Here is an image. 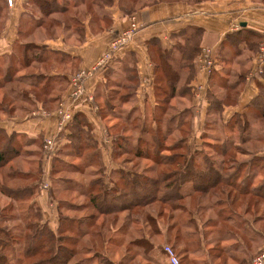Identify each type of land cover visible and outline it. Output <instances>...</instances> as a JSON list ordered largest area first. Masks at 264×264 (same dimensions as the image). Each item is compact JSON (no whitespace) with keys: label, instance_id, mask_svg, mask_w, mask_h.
Wrapping results in <instances>:
<instances>
[{"label":"rangeland","instance_id":"374dc122","mask_svg":"<svg viewBox=\"0 0 264 264\" xmlns=\"http://www.w3.org/2000/svg\"><path fill=\"white\" fill-rule=\"evenodd\" d=\"M80 1L56 0L57 7L59 5L66 6L65 13H52L46 16L42 15L33 6V0L27 2L26 13L28 18L30 17L29 19L34 21L41 19V23L43 21L44 24L39 28H34L27 24L25 19L21 21V26L18 29V43L14 49L16 58L18 60L21 59L22 50L18 48L26 46L27 43L31 47H37L41 46L40 43L46 38L54 39L61 33H63L64 37L72 32L78 34L82 31V22L86 20L85 18L88 14L91 15V19L96 18L97 11L102 9L101 6L103 4L110 5L113 2V0H109L108 4L106 0H83V5L80 9L71 8L74 3ZM154 2L155 0H147L143 2V5ZM137 3L138 0H126L124 4L126 10L129 9V12H134V7L138 8ZM130 16L131 18L134 17L133 14ZM56 21L60 25L55 27L54 23L58 24ZM261 45H264V42L260 43L259 46ZM259 46L254 61L257 66V72L262 73L264 66L259 68L260 62L257 60ZM47 53H50V51L45 50L42 54V59L46 58ZM200 53L201 51L197 57ZM54 58L56 57L51 56L50 60L42 64L33 62L28 68L16 63V68L20 69L12 73L14 76L12 78L26 83L12 82L6 88L0 90V107L3 106L2 103H5V106L15 105L17 111L14 116L22 114L19 111L20 108L25 111L37 109L38 104L43 102V99L57 96L60 93L61 87L65 84V82H61V77L63 79L64 74L70 73L69 82L71 85V79L77 73L85 71L83 69L75 71L70 68V59L68 60L69 62H61L60 58ZM249 71L244 69L235 74L234 77L227 80L228 84L234 79L237 80L247 76ZM3 72L0 75H3ZM28 82H33L36 86L30 87ZM47 85H49L48 89L51 92L49 96L43 95V88L47 87ZM240 89L236 88L231 91L227 89L219 98H222L225 104L232 103ZM200 90L201 88L197 87L196 95L206 99L205 88L201 92ZM11 91H15V93H11ZM211 91L213 93L218 91V89L212 88ZM121 93H124V91H121ZM13 96L18 98L16 99ZM24 100L27 103L30 100H35V102L27 104ZM216 100L218 98L214 99L215 102ZM208 103L210 105V102ZM113 104H116V107H120L116 102H113ZM131 106L132 104L121 106L122 112H119L121 116L115 115L111 118V110L104 104L98 105L100 107L101 122L106 127L104 128L106 135H103L100 139L105 138L109 141L112 152L104 149L103 144L95 147L90 142V149H87V151L82 149L79 157H76L74 152L71 155L70 152L66 153L70 156L74 155L73 157L66 156V154L58 155L62 146L58 142L57 136L55 138L43 137L41 139L38 136L34 140L33 146L24 148L19 158L0 170V187L2 186L7 193L11 191H8V189L29 186L34 188L31 196L25 199L22 198V194L19 195L20 197L8 198L0 191V243L2 244L0 246V255H5L7 260L13 257L11 264H35L39 259H43L46 256L43 254H41L43 256H40L39 254V256L25 258L24 252L27 251V247L32 243H34L36 248V250L32 248V252L41 251L43 239L39 240L40 233L41 237H45L46 229L62 239L60 244H62V250L64 251L61 252V257L64 260V264H120L121 261H125V257L131 255L135 257L131 264H169L163 253L164 247H170L174 251L180 264H250L255 258L264 254V198H255L251 193L242 194L246 185L251 189H255L264 181V171L256 167L247 168V163L245 162L249 160L250 156L248 157V154L250 151L252 153L259 152L262 148V143H254V147L249 144H240L239 135L241 134V129L239 126H235V130L228 131L225 127V123L228 120L224 122L218 117V114L208 116L204 123V131L206 129L205 132L212 136L209 138L200 136V138L199 132L203 123L197 119L193 120L191 111L187 112V114L192 117L186 119L184 115V119H181V121L186 122L183 126V133H180V130L175 128L180 121L179 118L178 122L173 124V128H171L167 137H164L161 132L156 131L158 124L154 115L150 117V114L144 113L142 121V119L137 118L139 117L138 114L132 115L130 113V111L135 112L137 108H132L133 110L131 109L128 112ZM58 107L56 104L52 108L47 107V109L57 110ZM166 107L170 109L166 117H163L164 124L160 125V127L167 133L168 130L165 124L168 116L179 115L180 112L178 110L181 105L177 102L174 105L168 102ZM8 115L4 111L0 112V124L6 121L7 117L13 118ZM248 119L250 124L253 122L257 127H263L264 130V119L259 122L255 121L256 123L251 118ZM196 121L197 130L195 128ZM248 128L252 129L251 126ZM186 135L187 140H184V142L186 143L187 141V143L182 147L173 149L172 147L178 139ZM139 136L145 138L146 143L153 142L154 139V142L156 140L162 141L167 150L159 152L157 156L166 157L172 154H179L175 163L173 165L156 164L154 159L156 156L153 155L154 147L149 152L152 155L150 158H146V156L142 158L135 157L130 151L126 153V149L136 144ZM46 139H54L56 142L51 152H47L44 149ZM224 140L232 141L233 145L230 149L227 148V145H222ZM83 141L81 140L80 143H83ZM143 146L148 147V145L144 144ZM106 157L107 159H112V163L115 165L112 167L103 166L104 162L102 161ZM191 158L193 161L189 163L188 161H191ZM89 159L91 164H88ZM58 161H62L65 164L59 165ZM210 163L215 166L213 169H218V175L224 182H220L212 189L203 192L195 191L191 194V197L179 200L182 194L195 188L192 184L188 187L186 182L193 179L188 177L187 172H184L187 169V164L190 172L198 178L199 175L207 173ZM261 166L264 167V162ZM231 167L233 170L230 169ZM252 170H254L253 176L259 178L255 181L253 180L254 182L250 184L252 181L248 182L247 176L252 173ZM16 171L22 173V176L18 174L19 176L15 179L11 176L10 178L6 177L7 173H16ZM118 172H122L123 176H127L126 174L130 176L124 179L129 184L133 180V176H139L145 181L154 182L157 178L169 173L165 184L160 183L158 185L160 190L157 191L156 195H158L157 198L161 196L168 198L169 196L171 205L153 203L146 208H135L130 212L116 210L108 216L100 215L90 199L94 193H101L103 189H106L108 193L114 191L115 196L120 194V192H124L125 195L122 196L120 202H132L131 200L134 198L140 199L143 195L149 198L154 194L155 185L144 182V184L148 185L146 187L147 191L144 190L145 186L143 184L140 187L137 186L135 196H132V190L122 186L124 181L119 180ZM183 179L186 180V183H182ZM233 179L239 182H236V188H232L226 183L227 180ZM201 181L205 182L207 180L202 178ZM194 182L199 186L195 179L192 183ZM167 183H172V185L176 183L181 188L178 189L177 186L174 189L173 187L165 188L164 186ZM94 184H97L98 187L92 191L91 186ZM46 185L48 188L46 187L45 189ZM100 187L102 190H100ZM239 189L243 191H239ZM42 190L45 192H42ZM88 191H92V193H87ZM174 195L176 196L174 197ZM11 196H14V194L12 193ZM39 196H41V204L39 199H37ZM107 201L99 200L98 203L103 206L107 205L108 208L117 206L112 204L116 202H113L111 197H108ZM91 216L95 222V226L91 228V231H97L100 226H106L105 229L99 230L103 236L101 238L103 243H98L96 246L89 243L90 237L78 238L76 236L78 233L76 229H82L83 226V224L80 225V222L85 219L86 221L91 219ZM151 217H155V222L160 230L159 234H153L154 218L150 221ZM62 221L64 222L63 224ZM122 225H125L124 229H120ZM36 230L39 231L37 241L31 239ZM141 239L146 241V244L142 243L144 245L151 243L153 249L151 251L150 248L144 250L146 247L143 249L132 243ZM55 244L58 243L54 242ZM0 264H8V262L1 260ZM121 264L125 263L122 262Z\"/></svg>","mask_w":264,"mask_h":264},{"label":"crops","instance_id":"0c3cea01","mask_svg":"<svg viewBox=\"0 0 264 264\" xmlns=\"http://www.w3.org/2000/svg\"><path fill=\"white\" fill-rule=\"evenodd\" d=\"M146 1L138 0V8L134 7V12H129L124 4L126 0H113L110 5L101 6L102 11H97L96 18L91 19L88 14L78 34L72 32L64 37L61 33L40 43L47 50L63 55L61 62H69L70 59V68L75 71L83 69L90 72L83 82L84 94L72 98V86L66 82L57 105L64 104L72 114L86 120L87 125H82L80 129L90 137L91 144L95 147L103 144L104 149L112 152L109 141L100 139L106 135V127L101 122L99 104L113 105L111 118L121 116V106L132 104L128 112L137 108L130 113L138 114L137 118L143 121L144 113L150 114V117L156 115L160 100L165 97L161 89L169 86L175 87L169 102L181 105L179 115L189 118L192 116H188L187 112L191 111L193 120L202 121L199 137L206 131L204 123L208 116L218 114L226 122L234 116L254 121L260 112L264 114V70L258 73L254 61L258 46L264 42V0H155L152 4L143 5ZM27 2L14 0L9 8L4 0H0V67L5 66L6 57L13 52L22 15L27 14ZM82 5V2H76L71 8L77 10ZM131 14L134 17L131 18ZM133 18L139 29L131 41L114 55L109 64L93 71L97 61L108 51L111 41L129 28ZM202 49L211 50L214 59V68L208 74L200 72L196 65V57ZM244 69L250 70L247 76L228 84V79ZM64 75L70 81V73ZM197 87H201L200 92L205 88L206 99L196 95ZM113 88L121 91L123 88L131 89L128 100L121 103L117 96L110 98L109 91ZM212 88L218 91L212 93ZM229 88L241 89L232 103L225 104L219 97ZM217 98V106L212 113L209 111L210 101ZM20 113V116L13 113V118L7 117L0 124V129L8 135H22L24 148L33 146L38 136L39 139L57 136L64 151L71 144L69 136L72 129L57 133L56 109L48 110L39 103L37 109ZM195 124L197 130V121ZM250 133L259 136L257 143H262V148L257 155L264 158L263 127L254 125ZM69 152L71 155L73 151L67 149L62 155ZM74 155L79 157L81 153ZM102 162L107 167L115 165L107 157ZM246 163L247 168L256 167L264 171L259 164ZM88 164H91L90 159ZM253 174L254 170L249 174L252 175L250 184L259 178ZM37 199L40 203L41 196Z\"/></svg>","mask_w":264,"mask_h":264},{"label":"trees","instance_id":"16d2710c","mask_svg":"<svg viewBox=\"0 0 264 264\" xmlns=\"http://www.w3.org/2000/svg\"><path fill=\"white\" fill-rule=\"evenodd\" d=\"M30 1L31 0H28V2H30ZM80 2H83V0H81ZM33 6L44 16L52 14V13H61L62 14L66 10V7L63 5H59V7H57L56 0H51V1H49V0H33ZM55 10H56V12H55ZM29 18H28L27 14L22 15V20L25 19L27 24H29L31 27L39 28L40 26H42L44 24L43 21L41 23V19L34 21L32 19H29ZM56 22H58V21H56ZM58 25H60L59 22H58V24L54 23L55 27ZM20 26H21V23H20ZM18 38H19V35H18ZM18 38H17V40H18ZM17 40L14 42L12 54L10 56L6 57L5 66L0 67V69H1L0 73L2 71H4L3 72L4 74L0 75V90L6 88V86L12 82L16 83V81H17V82H21L22 84L26 83L22 80L18 81V79H13L14 76L12 73H14V71L16 72L20 69V68L19 69L16 68V66H15L16 63L19 64L20 66L24 67V68L25 67L28 68L31 64H33V62L42 64L45 61L50 60L51 56H55L56 58H54V59L60 58L59 60L62 61L61 57H63V55H59L58 52L47 50L46 47L43 45L37 46V47H31V45H29L28 43H27L28 45L26 44V46H22V47L18 48L19 50H22L21 59L18 60L16 58V53L14 51V49L18 43ZM34 46H36V45H34ZM45 50L50 51V53H47V55L45 56L46 58L42 59V54L45 52ZM3 68L5 70H3ZM55 80H57V79H55ZM61 80H62L61 82H65V83L69 82V79L65 75L63 76V79L61 77ZM28 84L30 87L36 86V84H34L33 82H28ZM48 86L49 85H47V87L43 88V95H45V96H49L51 93V92H49L50 90L48 89ZM231 89L232 88H229V90H231ZM61 90H62V87H61ZM61 90H60V92H61ZM161 90H163L165 97L162 100H160L161 104H159L157 111H156L155 121L159 125V126L158 125L156 126V128H157L156 131L161 132V135H163L164 137H167V135L169 134V131L171 130V128H173L172 127L173 124L175 122H178V120L180 118V121H179V123H177L175 128L177 130L179 129L180 133H183V131H182L184 128L183 126L186 123L184 121H181V119H184L183 115H174L173 114L171 117L168 116V120L166 121V124H165V126L168 130L167 133L165 130L163 131V129L160 127V125L164 124V118L163 117H166V114L170 109L169 107H166V104L169 102L170 98H172L174 96L175 87H170V86L166 87V88L164 87ZM122 91H124V93H121V90L119 88L118 89L113 88L109 91L110 92L109 96H110V98L117 96L121 103L125 102L128 100V97L131 94V89L129 90L127 88H123ZM11 93H15V91H11ZM166 94H168V95H166ZM18 95H20V94H18ZM59 96H60V93L57 96L43 99V102H40V104L44 108H47V107L52 108L57 104V102L59 100ZM13 97L16 99L18 98L17 96H13ZM24 99H26V98H24ZM26 100H24L25 103H27ZM24 101H22V102H24ZM32 102L34 103L35 101L30 100V102H28V103L32 104ZM210 102H211V105H210L209 111L213 113V111H215V109H216L215 107L217 106V104L213 99H211ZM4 104L2 103L3 106L0 107V112L4 111V112L8 113L9 116L12 117V114L17 111V107H15V105L14 106H8V105L5 106ZM105 106L107 108H109L110 110L113 108V105H111L109 103L105 104ZM19 111L26 112L25 110H23L21 108ZM263 117H264L263 112H260L254 118V122L255 121L256 122L263 121V119H262ZM82 125H87L86 120L84 118H82L81 116H79L78 114H72V118L65 128V130L67 128L72 129V131H71L72 133L69 136V138L71 140L70 141L71 144L69 146H67L66 149H69V151H73L74 153H78V152L82 153V149L90 148L91 139L86 133H84L80 129ZM253 125H256V124H254L253 122L250 124V120L247 117H245L243 120H240L239 118H237V116L232 117L231 119H229L225 123V127L228 131L233 130L235 126H237V127L239 126V128L241 129V134L239 135L240 144H242V145L249 144L251 147L252 146L254 147L253 144L257 143V140L259 139L258 135H252L250 133L251 130H253ZM249 126H251L252 129L248 128ZM143 133H144V130H143ZM211 136H212L211 134L205 132L202 135V138L203 137L209 138ZM124 139L127 140L126 138H124ZM81 140L82 141L84 140L83 143H80ZM154 140H153V142L146 143L145 138L140 136L137 139L136 144L134 146L131 145V147L126 149V153L128 151H130V153H132L135 157L142 158L143 156H146V158H150L152 155H150L149 152L152 151V149L154 147L153 155L156 157L155 158L153 157V158L155 159L156 164L173 165L175 163V160L179 156V154L178 155L172 154L171 156L169 155L166 157L157 156V154L159 152L166 151L167 149L165 148L166 146L163 144L162 141L156 140L154 142ZM184 140H187V135L185 137L178 139V141L173 145L172 148L176 149L178 147L184 146L187 143V141L185 143ZM182 142H183V144H182ZM143 144L148 145V147L143 146ZM223 144L227 145L228 149H230V147H232V145H233L232 141H230V140H224L222 145ZM59 150H60V152L58 153V155L65 153L63 148H60ZM75 150H77V151L75 152ZM23 151H24V138L22 135H19L16 133H11L10 135H8L4 130L0 129V170L5 168L13 160L19 158L22 155ZM116 151H118V150H116ZM248 157H249L248 161H250V163L252 162V164H254V165H258V164L261 165L264 162L263 157H260L257 155V153H252L251 151L249 152ZM54 160H55V158H54ZM192 161H193V159L191 158V161H188V162L192 163ZM245 162H247V161H245ZM54 164H55V162H54ZM58 164L64 165L65 163H63L62 161H58ZM67 165H65V166H67ZM185 166H186V164H185ZM213 167H215V166H213V164L210 163L209 168L207 170V173L204 175L201 174L198 176V178H196L195 174L190 172V169L188 168V164H187V169H185L184 172H187L188 177L193 178V179H190L188 181L183 179L182 183L186 181L188 183V187L192 184L193 187H195V188H193L192 191L188 190L187 193L182 194L179 197V200L187 199V198L191 197L192 196L191 194H193V192H195V191H202L203 192V191H206L208 189H212L214 186H216V184H219L220 182L223 183L224 181H222L221 177L218 175V172H219L218 169L217 168L213 169ZM230 169L233 170L232 167ZM184 172H183V174H184ZM7 174H8L6 176L7 178H10V176H11L13 179L17 178L19 176L18 174H21V176H22V173H19L18 171H16V173H10V174L7 173ZM117 175H118L119 180H123V181L125 178L130 177L128 174H126L127 176H123L124 174L122 172H118ZM235 175H236V172H235ZM168 176H169V173L165 174L164 176H161V178H157L156 180H154V182L145 181L144 179H142L139 176H133V178H132L133 180L130 182V184L127 181H124V183L122 184V186L124 188H130L132 190V196H135L136 189L138 187L142 186L144 184V182L152 183L153 185H155L154 186V194L151 195L149 198H146L145 195H143V197L140 199H137V198L132 199L131 200L132 202H127V201L126 202H124V201L120 202L122 196L125 195L124 192L123 193L120 192V194L115 196L114 191L110 190L111 193L110 192L108 193L106 189L102 190L100 187V190H102L101 193H96V194L94 193L91 196L90 201L93 203V206L97 209L99 214L102 216H104V215L108 216L110 213H113L116 210L120 211V212H122L124 210H126L127 212H130V211H133V209H135V208H146L147 206L152 205L153 203H160L162 205H168L169 206V205H171L170 204L171 200L169 199V196H168V198L166 196H161V197L157 198L158 195H156L157 191L160 190V187L158 185L160 183L165 184V182L168 180ZM202 178L207 180V181L202 182L201 181ZM179 179H180V177H179ZM194 179L199 183V186L195 182L192 183ZM198 179H200V180H198ZM251 179H252V175H249V178H247L248 182L252 181ZM236 182L237 181H235L234 179L226 181L227 185L232 187V188L237 187ZM237 183H239V182H237ZM144 186H145L144 190L147 191L146 187H148V185L144 184ZM176 186H177L176 183H173V185H172V183L171 184L167 183L164 187L165 188H167V187L172 188L173 187V189H174V188H176ZM96 187H98L97 184H94L93 186H91L92 191H94ZM177 188L180 189L181 186H177ZM9 190H11V191H9ZM262 190L264 191V181H262V183H260L255 189L254 188L251 189L247 185H246V187H244V191L239 189V191L244 192V193H242L243 195L251 193V195H253V197L263 199L264 193L262 194V192H263ZM0 191L2 192V194H4L8 198H14L16 196L18 197L20 194H22V196H23L22 198L25 199L26 197L31 196L32 192L34 191V188L29 186V187H22V188H16V189H8L9 193H7L6 190H4V188L1 186ZM92 191L91 192L88 191L87 193H92ZM12 193L14 194V196H11ZM175 196L176 195H174V197ZM108 197H111L113 202H116V203H112V204H116L117 205L116 207L112 206L111 207L112 209H111V208H108L107 205L103 206V205L98 203L99 200H104L106 202ZM107 202H109V201H107ZM90 218L91 219H89L87 221L85 219L84 221L80 222V225L83 224V226H82V229H80V228L76 229L78 232L76 234V236H78V238L90 237L91 240L89 243L92 244L93 246H96V245H98V243H100V244L103 243V241L101 240V238H103V236L99 230H101L102 228L105 229L106 226L103 225V226H100L97 231H91V228L93 226H95V222H94L92 216ZM152 218H154V226L152 225L153 226L152 229L154 228L153 234L154 233L159 234L160 230L158 228L157 223L155 222V217H151L150 221H152ZM135 222H137V220H135ZM63 223L64 222L62 221V224ZM124 226L125 225H122L120 227V229L121 228L124 229ZM59 228H60V226H59ZM120 229H118V231H120ZM70 231H71V229H70ZM167 231H168V229H167ZM33 234L34 235L31 239H34L37 241L39 231L36 230ZM41 239H43L42 242L40 241L43 244L42 249H40L41 251L40 252L39 251L32 252L31 251L32 248L36 250L34 243H32L29 247H27V249H26L27 251L24 252L25 258H32L35 256H39V254H40V256L44 255L46 257L43 259H39L37 262H35V264H64V260L61 257V255H62L61 252L64 251V250H62L63 249L62 244H60L62 239L58 236L56 237L52 232H48V229H46V236L45 237H41V233H40L39 240H41ZM32 242H33V240H32ZM54 242L58 243V244L54 245ZM145 242L146 241L141 239V240H136L132 243L135 245H138V247H142L143 249H144V247H146V249H144V250H148L147 248H150V251H151L153 249V245H151V243H149L148 245H144V244H146ZM142 243H144V244H142ZM1 245L2 244L0 243V246ZM140 252H142V251L140 250ZM41 254H43V255H41ZM70 254H72V253H70ZM13 259H14L13 257H10V259L7 260L5 255H0V261L6 260L8 262V264H11L13 262ZM134 259H135V257L134 256L132 257V255L127 256V257H125V261H121V263L123 262L125 264H131L134 261ZM18 264H22V263H18ZM178 264H180V261Z\"/></svg>","mask_w":264,"mask_h":264},{"label":"built area","instance_id":"2783aa9c","mask_svg":"<svg viewBox=\"0 0 264 264\" xmlns=\"http://www.w3.org/2000/svg\"><path fill=\"white\" fill-rule=\"evenodd\" d=\"M6 5L11 8L14 4V0H4ZM139 29V25L135 22L133 18L131 20L130 26L127 30L122 32L121 34L117 35L110 43L109 49L106 53L102 55V57L97 61L95 68L102 67L103 65L109 64L113 59L114 55L124 46H126L134 36V34ZM259 53L257 55V60L260 62V67L264 66V45L259 46ZM197 67L200 72L210 73L214 68V60L212 57V52L209 49H202L201 53L197 57ZM258 68V69H259ZM261 71V70H260ZM90 76L89 71H81L76 74L71 79V86H72V93L71 97L76 98L85 92V88L83 82ZM201 88V87H199ZM92 100L91 97H89ZM56 114L58 116L57 122V133H62L67 124L70 122L72 118V113L70 110L64 106V104H59L58 109L56 110ZM56 142L54 139H46L44 144V149L47 152L53 151ZM47 185L45 186L46 189ZM48 188V187H47ZM163 253L165 257L168 259L169 264H178L179 260L174 253V251L170 247H164ZM250 264H264V254L260 255L259 257L255 258Z\"/></svg>","mask_w":264,"mask_h":264}]
</instances>
